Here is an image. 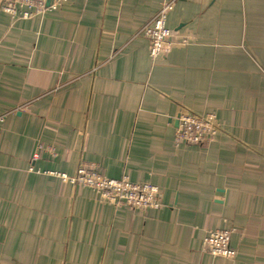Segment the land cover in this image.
<instances>
[{
  "label": "crops",
  "instance_id": "0c3cea01",
  "mask_svg": "<svg viewBox=\"0 0 264 264\" xmlns=\"http://www.w3.org/2000/svg\"><path fill=\"white\" fill-rule=\"evenodd\" d=\"M174 1L152 60L142 30ZM11 31L0 13V115L34 109L0 125V264H264V0H68ZM185 114L215 115L214 139L177 146ZM82 164L162 208L113 218L49 175ZM231 230L235 259L201 249Z\"/></svg>",
  "mask_w": 264,
  "mask_h": 264
},
{
  "label": "built area",
  "instance_id": "2783aa9c",
  "mask_svg": "<svg viewBox=\"0 0 264 264\" xmlns=\"http://www.w3.org/2000/svg\"><path fill=\"white\" fill-rule=\"evenodd\" d=\"M0 1L7 7L6 11L9 14L11 13L13 17L20 20H32L60 12L68 0H50L49 5V0ZM177 5L176 1L166 3L142 30V34L149 42L150 58L152 60H157L165 54L171 37V29L168 27V15ZM217 133V118L215 115L196 116L185 114L180 116L178 120V127L174 131V142L177 146L199 148L212 141ZM78 176L81 183L89 186L104 202L123 213L131 212L145 217L149 212L159 211L162 208L158 189L150 184L133 182L128 178L107 179L97 174H94L92 178H86L83 171ZM64 179L66 182H75L67 177ZM230 240L229 232H214L203 239L201 249L214 258L233 260L236 257V252L231 248Z\"/></svg>",
  "mask_w": 264,
  "mask_h": 264
},
{
  "label": "rangeland",
  "instance_id": "374dc122",
  "mask_svg": "<svg viewBox=\"0 0 264 264\" xmlns=\"http://www.w3.org/2000/svg\"><path fill=\"white\" fill-rule=\"evenodd\" d=\"M6 6L0 1V13L1 14H5V16H6V18H7V20H8V22H9V27H10V33L12 34V29H13V25H16V24H18L20 21H29V20H20V19H17V17H13L12 16V14L10 13H8L7 11H6ZM33 20V19H32ZM9 40L11 41V38L9 37ZM1 86H0V90L1 91H5V92H7V90L4 88V85L3 84H0ZM4 94H7V93H4ZM33 103L34 102H23L22 104H20L17 108H15V109H13V110H11V111H9L8 113H6V114H3V115H0V125L5 121V119L9 116V115H16L17 113H21V114H27V115H29V114H31V111L34 109V106H33ZM42 147L43 146H38V149L36 150V152H35V154H34V156H33V161H37V160H39L40 159V152H41V150H42ZM53 148V147H52ZM54 149V148H53ZM52 152H53V150H52ZM92 166V164H89V166H87V165H80L79 166V168H78V171H77V174L74 176V177H68V176H66V175H61V174H56L55 172H52V174H49V175H51V176H55V177H58L60 180H62V182H63V184H65V185H67V186H71V187H82V188H87V189H89V190H91L92 192H93V190L91 189V188H89V186H87V185H84L83 183H81V180H79V176H78V174H80V172H82L83 171V173H84V176L86 177V178H92V177H94V174H97L98 176H100V177H105L101 172H100V170L98 171V168H96V167H91ZM83 169V170H82ZM89 172V173H88ZM68 178V179H71L72 181H75L74 183L73 182H66L65 181V179L64 178H66V177ZM78 176V177H77ZM105 178H107V177H105ZM123 178H127V177H123ZM107 179H109V178H107ZM122 179V178H121ZM129 179V178H128ZM114 180H117V179H114ZM138 183V182H137ZM146 184H150V183H146ZM150 185H152V184H150ZM153 186V185H152ZM158 192H159V190H158ZM94 193V192H93ZM95 194V193H94ZM95 196H96V200H94L95 201V203L97 204V205H99V206H101V207H104V208H107V210L109 211V212H111V214L112 213H114L113 214V218H123L122 217V215H124V213L123 212H121L120 210H118L117 208H115V207H112V206H110L109 204H107L106 202H104L99 196H97L96 194H95ZM159 197H160V195H159ZM125 216V215H124ZM126 218V217H125ZM234 232V230H231V231H226V232H229L230 233V236L232 237V234H233V232ZM220 232V231H219ZM235 259V258H234Z\"/></svg>",
  "mask_w": 264,
  "mask_h": 264
},
{
  "label": "water",
  "instance_id": "95a60500",
  "mask_svg": "<svg viewBox=\"0 0 264 264\" xmlns=\"http://www.w3.org/2000/svg\"><path fill=\"white\" fill-rule=\"evenodd\" d=\"M49 3H50V0L48 1V5H49ZM176 126L178 127V122H177V125Z\"/></svg>",
  "mask_w": 264,
  "mask_h": 264
}]
</instances>
